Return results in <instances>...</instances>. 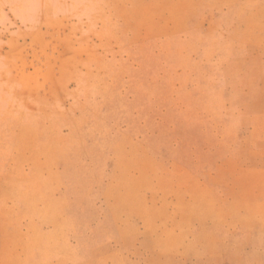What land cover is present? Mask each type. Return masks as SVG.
<instances>
[{"label": "rangeland", "instance_id": "obj_1", "mask_svg": "<svg viewBox=\"0 0 264 264\" xmlns=\"http://www.w3.org/2000/svg\"><path fill=\"white\" fill-rule=\"evenodd\" d=\"M0 264H264V0H0Z\"/></svg>", "mask_w": 264, "mask_h": 264}]
</instances>
